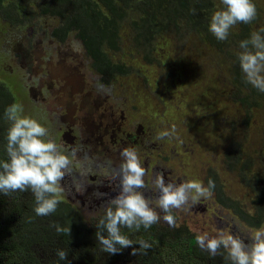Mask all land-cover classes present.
<instances>
[{
    "label": "rangeland",
    "instance_id": "1",
    "mask_svg": "<svg viewBox=\"0 0 264 264\" xmlns=\"http://www.w3.org/2000/svg\"><path fill=\"white\" fill-rule=\"evenodd\" d=\"M216 2L222 6L221 0ZM252 2L258 13L255 27L262 30L264 0ZM43 3L44 0L4 1L5 10L0 12L5 17L0 18V84L12 93L13 104L22 106L18 115L44 126L49 134L45 139L53 140L70 156L73 175L79 178L89 162L78 148L76 156H71L73 146L64 139L59 111L67 105L59 96L62 91L68 94L70 89H62L68 86L60 75H68L70 66L79 60L92 91L99 96L95 98L116 112L123 111L125 117L130 116L132 126L139 123L147 128L143 143L134 148L146 169V196L155 199L152 184L157 173H163L166 182L194 180L204 187H208V177L215 173L226 194L250 211L254 195L241 183L237 172L228 169L226 153L229 149L237 151V157L250 160L253 170L264 174V100L261 98L260 106L250 109L241 104L243 92L234 86L233 60L228 53L209 46L197 32L180 28L159 38L150 62L143 52L135 50L132 32L126 30L122 51L111 58L115 63H123L130 72L102 76L75 34L66 42L54 37L53 29L60 24V18L44 14ZM101 85L107 91L101 90ZM6 124L11 127L12 122L7 119ZM163 132L171 135L158 139ZM125 148H133L132 143ZM125 148L117 147L109 158L104 156V148H99L98 152L103 154L99 153V161H94L104 167L98 173H88L86 190L78 192L68 176L61 182L64 190L57 193V198L72 204L88 221L101 216L107 201L119 192V180L111 178L109 163L118 168L122 163L120 152ZM93 193L105 195L97 198ZM14 196L20 197L26 207L35 206L30 190L18 191ZM157 211L160 212L158 208ZM160 215L163 217L164 213ZM173 215V226L163 219L158 224L172 229L186 226L198 236L206 234L209 238L223 233L239 236L248 243L257 230L264 228V225L256 229L247 226L232 210L221 206L213 192L175 210ZM14 225L19 226L17 220ZM122 231L130 235L128 238L134 245L123 249L118 258L106 254L101 264H143L139 258L141 250L135 256L131 253L133 247L140 248L141 239L151 244L150 240L134 229L122 227ZM23 233L25 237L36 235L35 231ZM30 242L34 253L45 261V248ZM177 250L185 249L181 246ZM189 259L183 257L184 264H191Z\"/></svg>",
    "mask_w": 264,
    "mask_h": 264
},
{
    "label": "trees",
    "instance_id": "2",
    "mask_svg": "<svg viewBox=\"0 0 264 264\" xmlns=\"http://www.w3.org/2000/svg\"><path fill=\"white\" fill-rule=\"evenodd\" d=\"M4 1L0 0V12L5 10ZM224 7L223 4L219 6L216 0H44L42 12L60 18V24L53 29L55 38L65 41L71 34L76 35L92 59L95 70L102 76L126 75L130 72L123 63H115L111 58L112 54L122 51L126 30L132 32L135 50L143 52L147 59H151L150 62L155 56L157 41L166 33L172 34L180 28L197 32L209 46L222 53L227 52L233 60L234 86L243 92L241 104L249 109L258 107L261 98L264 100V93L245 82L238 56L242 51L239 47L241 41L249 40L253 33L264 36V31L255 27V19L250 24H236L230 29L227 40L218 41L209 32V23L213 13ZM0 18H5L2 13ZM5 86L0 84V162L8 160L6 148L10 127L6 124L5 109L13 104V95ZM236 157L237 151L229 149L226 165L230 171L237 172L241 183L252 191L254 198L250 211L243 203L226 194L224 185L215 173L208 177L207 182L209 179L215 182V188L211 191L221 206L232 210L247 226L261 228L264 225V174L254 171L250 160ZM16 193L11 196L0 194V264L103 262V256L108 253L102 251L96 232L101 231L105 236L107 233L96 226L105 213L88 221L72 204L59 200L54 214L40 217L34 212L35 206L26 207L25 203L20 202V197L14 196ZM15 220L19 226L14 225ZM54 223L71 229V233L58 234L56 228L52 227ZM134 230L151 242L150 249L139 253L143 264H184L183 257L186 256L191 264H231L223 248L215 257L200 250L196 241L198 235L186 226L172 229L157 223L149 229L141 226L139 230ZM24 231H35L37 237L30 234L25 237ZM121 233L125 235L126 232ZM30 240L45 248V261L42 262L34 253ZM181 246L185 249L183 252L177 250ZM57 250L68 253L67 261L59 260ZM120 253L115 254L116 258Z\"/></svg>",
    "mask_w": 264,
    "mask_h": 264
},
{
    "label": "clouds",
    "instance_id": "3",
    "mask_svg": "<svg viewBox=\"0 0 264 264\" xmlns=\"http://www.w3.org/2000/svg\"><path fill=\"white\" fill-rule=\"evenodd\" d=\"M223 10L215 11L209 23V32L218 40H227L230 29L238 23L250 24L257 18V8L252 0H221ZM195 12V9L192 10ZM261 31H264L262 29ZM238 60L244 80L259 92L264 93V36L253 33L249 40L241 41ZM100 89H104L103 85ZM22 106L12 104L5 109V116L12 122L7 134L8 160L0 162V194L11 196L16 192L31 191L35 197L34 212L37 216L46 217L54 214L60 203L57 193L63 191L61 182L71 176L72 183L78 192L86 190V177L91 170H81L79 178L73 175L72 159L61 151L53 140L48 137V130L36 120L20 117ZM173 132L175 129L173 128ZM171 133L163 132L158 136L162 139ZM73 149L71 156H76ZM122 163L118 168L111 167L110 176L119 180V192L107 201L105 216L96 226L106 231L96 232V238L102 251L118 254L123 249L132 247L134 242L121 233V228L139 230L141 226L149 229L163 219L169 226L175 224L173 212L194 204L201 197H209L215 182L208 181V187L191 180L179 184L166 182L163 173H157L153 180L152 191L155 199L145 195L147 185L144 177L146 169L141 166L140 158L134 148H125L120 152ZM84 159H89L87 153ZM103 168V165H97ZM97 198L104 193H93ZM155 205V207H153ZM164 215L161 217L160 212ZM58 234L71 233V229L62 228L57 224ZM202 251L215 257L221 248L227 251L226 259L231 264H264V228L257 230L253 237L245 243L239 236L223 235L209 238L206 234L196 237ZM139 249L133 247L132 255L140 250L150 249L151 244L141 239ZM146 254V253H145ZM59 260L67 261L68 253L57 250ZM68 264H71L69 261Z\"/></svg>",
    "mask_w": 264,
    "mask_h": 264
},
{
    "label": "flooded vegetation",
    "instance_id": "4",
    "mask_svg": "<svg viewBox=\"0 0 264 264\" xmlns=\"http://www.w3.org/2000/svg\"><path fill=\"white\" fill-rule=\"evenodd\" d=\"M58 40V39H57ZM63 42H66L63 41ZM72 64L70 70L61 74V79L70 89L67 94L62 91L59 98L64 99L67 106H63L59 111L62 132L68 134L67 139L71 141L72 150L78 148L83 153H87L89 162L87 164L90 173H98L102 168H98L94 160L99 161L98 149L103 147L106 151V158L113 156L119 149L127 147L132 143L133 148L140 146L147 133L144 124L130 123V116L125 117L123 111H115L112 107H107L100 103L95 96V92L90 87V81L86 79L82 70V62ZM80 67V68H79ZM90 79V76H89ZM69 91V90H68ZM65 105V104H64ZM70 106V107H69Z\"/></svg>",
    "mask_w": 264,
    "mask_h": 264
},
{
    "label": "water",
    "instance_id": "5",
    "mask_svg": "<svg viewBox=\"0 0 264 264\" xmlns=\"http://www.w3.org/2000/svg\"><path fill=\"white\" fill-rule=\"evenodd\" d=\"M68 137H70V136H65L64 135V139H67ZM68 140V139H67ZM70 143H71V141L70 140H68Z\"/></svg>",
    "mask_w": 264,
    "mask_h": 264
}]
</instances>
